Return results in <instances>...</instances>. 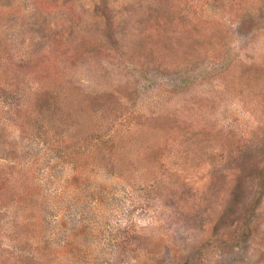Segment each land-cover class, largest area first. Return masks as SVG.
<instances>
[{"label": "rangeland", "instance_id": "1", "mask_svg": "<svg viewBox=\"0 0 264 264\" xmlns=\"http://www.w3.org/2000/svg\"><path fill=\"white\" fill-rule=\"evenodd\" d=\"M0 264H264V0H0Z\"/></svg>", "mask_w": 264, "mask_h": 264}, {"label": "trees", "instance_id": "2", "mask_svg": "<svg viewBox=\"0 0 264 264\" xmlns=\"http://www.w3.org/2000/svg\"><path fill=\"white\" fill-rule=\"evenodd\" d=\"M47 90L49 92V95L52 96V103L54 104L53 107L56 109H59L61 105V93L63 90V87L60 84H51L49 87H47ZM55 98V99H54Z\"/></svg>", "mask_w": 264, "mask_h": 264}]
</instances>
